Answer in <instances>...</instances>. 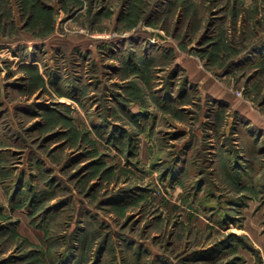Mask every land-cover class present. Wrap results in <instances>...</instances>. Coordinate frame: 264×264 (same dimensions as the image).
Here are the masks:
<instances>
[{"label": "rangeland", "instance_id": "rangeland-1", "mask_svg": "<svg viewBox=\"0 0 264 264\" xmlns=\"http://www.w3.org/2000/svg\"><path fill=\"white\" fill-rule=\"evenodd\" d=\"M0 264H264V0H0Z\"/></svg>", "mask_w": 264, "mask_h": 264}, {"label": "crops", "instance_id": "crops-1", "mask_svg": "<svg viewBox=\"0 0 264 264\" xmlns=\"http://www.w3.org/2000/svg\"><path fill=\"white\" fill-rule=\"evenodd\" d=\"M188 62V61H187Z\"/></svg>", "mask_w": 264, "mask_h": 264}]
</instances>
